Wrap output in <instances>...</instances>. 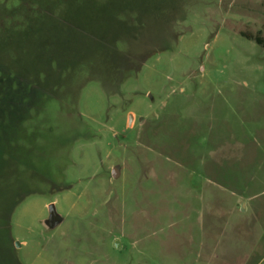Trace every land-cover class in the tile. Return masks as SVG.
<instances>
[{
  "label": "rangeland",
  "instance_id": "374dc122",
  "mask_svg": "<svg viewBox=\"0 0 264 264\" xmlns=\"http://www.w3.org/2000/svg\"><path fill=\"white\" fill-rule=\"evenodd\" d=\"M27 1L0 0V59L35 86H12L31 100L28 137L3 134L0 152L59 157L51 177L29 162L19 187L7 233L20 262L227 264L245 239L264 264V48L242 33L264 31V0ZM90 7L105 41L127 38L122 20L145 23L130 60L86 31ZM44 29L62 41L42 49ZM120 66L135 71L117 84ZM12 73L0 68L3 83Z\"/></svg>",
  "mask_w": 264,
  "mask_h": 264
},
{
  "label": "trees",
  "instance_id": "16d2710c",
  "mask_svg": "<svg viewBox=\"0 0 264 264\" xmlns=\"http://www.w3.org/2000/svg\"><path fill=\"white\" fill-rule=\"evenodd\" d=\"M24 2V1H23ZM25 2H28L27 0H25ZM30 3V2H29ZM31 10H33V5L31 4ZM45 9H47L45 7ZM90 10V15H87V18L85 19L87 21V29L86 31L89 32V34L95 36L97 39L101 40V41H105V39H101L100 34L97 31L96 28H90V24L92 22V19L94 17L98 18V15L100 13V10H94L92 7L89 8ZM145 11H147L144 8H141V10H139L140 12V16L145 17ZM138 12V14H139ZM102 13H100L101 15ZM34 19V16H33ZM33 19H29L25 22L24 26L26 28H33V23L35 20ZM131 21H125L122 20L121 21V26L127 30V38H121L120 42H109V41H105L102 42L101 44H99L101 47L104 48V46H108L105 47V49L107 50V52L113 54L115 57H117L120 61L119 63H123L126 60H130L131 59V49L132 47L130 46L132 43V40H128V38H130V35H135L136 33H142L145 29H146V25L144 22H140L139 24L135 25L133 24V20L130 19ZM10 27V26H9ZM93 29V30H92ZM37 29L34 28L33 33L36 31ZM95 32V33H94ZM30 32L27 31L26 35H28ZM31 33V34H33ZM37 33V32H36ZM35 33V34H36ZM243 35H245L246 37L253 39L258 45L262 46L264 48V31H258L256 33H252V32H247V31H243L242 32ZM31 34H29L28 36H30ZM34 34V35H35ZM88 34V33H87ZM42 35L45 36L43 38H41V46L42 49H45L47 46V43L44 42V39L47 38L48 36H53L54 39H56V42L53 43H60L59 38H56V35H52L51 33L49 34V31H46V29H44L42 31ZM26 36V37H28ZM0 45H3L2 43H0ZM96 52L100 50L99 46H94ZM102 48V49H103ZM168 49V45L166 46H162L160 48H156L154 50H149L148 53H145L144 59H141L140 64L147 59L150 55H153L155 53L161 52V51H165ZM118 63V64H119ZM139 64V66H140ZM23 66V65H22ZM138 66V68H139ZM5 67H9V69L12 72V77L7 79V84L3 83L2 78L0 77V148H4L3 150H5V145L6 141L8 140L6 138L5 142H2L3 139V134H8L11 140H14V138L17 135L20 136H24L28 137V130L27 127L28 123L25 122V118H29L30 114L32 113V108L29 106L31 103V100L27 99V93L25 94V97L23 94H20L19 91L16 89H12V86L15 84L20 85L23 84V86H27L29 87V89L34 90L35 86L33 85V83H28V81H26V78H19L18 75L22 74L25 76H28V73L25 72L27 71L25 67H21L18 69H14L11 66H8L7 63H5L3 60L0 59V68L3 69ZM137 68V69H138ZM25 69V71H24ZM136 69V70H137ZM124 68L122 66H120V68L116 71V76H117V80L116 83H120L119 77H122V73H123ZM130 71H135L131 70L130 68L124 70V74H127V72ZM118 72H121L119 74V76L117 75ZM19 73V74H18ZM34 75V74H33ZM44 77V79L41 81L40 83L43 81H48V73H42ZM41 75V76H42ZM31 76V75H29ZM33 77V76H31ZM97 79H99L102 83L104 82V79L102 76H95ZM24 80V81H22ZM36 84V83H35ZM30 85V86H28ZM40 86V84H39ZM42 88H45L43 86H41ZM25 99V100H24ZM21 100H24L23 102H21ZM18 101V104H16ZM25 103V104H24ZM18 116V117H17ZM7 117H9V121L8 122H3L4 119H7ZM16 117V118H13ZM37 117V116H36ZM39 118V116L37 117ZM49 119V118H48ZM31 126L34 128V120L31 123ZM25 129L27 130V132H25ZM41 137V136H40ZM5 139V138H4ZM29 139H33L32 137L29 136ZM35 140V139H33ZM60 140L63 142L62 138H57L55 136H50L49 138V142L52 143V147L55 148V145L58 146V148H60ZM11 142V141H10ZM56 150L53 152L52 149L48 150V151H44L43 149L39 148V154L37 155L35 154H26L23 155L22 157H16L14 156L13 153H9L6 156V152L1 153L0 152V221H4L6 223V227H4V225L2 227H0V264H22L20 262V260L17 257V254L15 252V249L13 248V246H11V243L13 242V239L11 237L10 234H8V222L11 218V212L12 210L15 209V207L17 206V204H19L23 197L22 195L19 194V187L22 185V181H24L25 177L28 174V170H29V162H32L34 160H39L41 162V164L43 165L44 169L49 172L48 177L50 176V173L53 169H55V167L58 165L57 164V158L59 156L55 155ZM22 158L23 159V165L19 164L18 161L19 159ZM43 159H49L50 161H52L53 159L55 160V164L52 166H46L44 164V160ZM38 163V162H37ZM50 163V162H49ZM51 186V185H50ZM50 189L51 188H47ZM46 189H40L37 190V193H44ZM54 190V189H53ZM44 191V192H43ZM57 191H61L60 188H56L55 192Z\"/></svg>",
  "mask_w": 264,
  "mask_h": 264
},
{
  "label": "crops",
  "instance_id": "0c3cea01",
  "mask_svg": "<svg viewBox=\"0 0 264 264\" xmlns=\"http://www.w3.org/2000/svg\"><path fill=\"white\" fill-rule=\"evenodd\" d=\"M258 209L256 210H260V205L258 204ZM254 231V230H252ZM249 235H250V231H248ZM258 236L257 239H259L262 235H264V232L260 233L258 232ZM260 236V237H259ZM250 241L248 240V242L245 241V239H242V244L237 246L236 248H231L228 247L226 249L227 254V264H250V257L252 253L255 252L256 246L258 244H251L253 245L251 247L250 245ZM231 259V260H230ZM262 260H257L256 264H261Z\"/></svg>",
  "mask_w": 264,
  "mask_h": 264
},
{
  "label": "water",
  "instance_id": "95a60500",
  "mask_svg": "<svg viewBox=\"0 0 264 264\" xmlns=\"http://www.w3.org/2000/svg\"><path fill=\"white\" fill-rule=\"evenodd\" d=\"M116 173H117V171L114 170V174H116ZM49 209H50V216H49V219L47 220V223H49L51 225V227H54L55 225H57L59 219L61 220V218L58 215V213L56 212L54 203L50 204Z\"/></svg>",
  "mask_w": 264,
  "mask_h": 264
}]
</instances>
